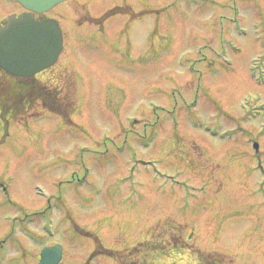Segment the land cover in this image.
Wrapping results in <instances>:
<instances>
[{
    "label": "rangeland",
    "instance_id": "obj_1",
    "mask_svg": "<svg viewBox=\"0 0 264 264\" xmlns=\"http://www.w3.org/2000/svg\"><path fill=\"white\" fill-rule=\"evenodd\" d=\"M95 1L48 12L69 47L38 76L69 117L0 112V264L55 243L60 264H264V0Z\"/></svg>",
    "mask_w": 264,
    "mask_h": 264
},
{
    "label": "water",
    "instance_id": "obj_2",
    "mask_svg": "<svg viewBox=\"0 0 264 264\" xmlns=\"http://www.w3.org/2000/svg\"><path fill=\"white\" fill-rule=\"evenodd\" d=\"M26 7L43 12L63 0H19ZM63 48V34L53 19L36 20L30 13L11 15L0 26V66L20 76H33L53 65ZM61 244L46 246L40 264H59Z\"/></svg>",
    "mask_w": 264,
    "mask_h": 264
},
{
    "label": "trees",
    "instance_id": "obj_3",
    "mask_svg": "<svg viewBox=\"0 0 264 264\" xmlns=\"http://www.w3.org/2000/svg\"><path fill=\"white\" fill-rule=\"evenodd\" d=\"M38 100L44 102L50 110L69 117L65 108H62L56 91L49 89L36 78L15 76L0 67V111L6 125L12 119L31 110L28 107ZM28 117L26 115L24 119Z\"/></svg>",
    "mask_w": 264,
    "mask_h": 264
},
{
    "label": "flooded vegetation",
    "instance_id": "obj_4",
    "mask_svg": "<svg viewBox=\"0 0 264 264\" xmlns=\"http://www.w3.org/2000/svg\"><path fill=\"white\" fill-rule=\"evenodd\" d=\"M98 1H101V0H96L95 2H98ZM14 4L16 5V12H12V13H17V14H20V13H22L25 9L23 8V7H21V5H19L18 3H15L14 2ZM119 6V5H118ZM143 13V12H142ZM62 14V13H61ZM128 15H130V14H128ZM144 15V13L142 14V16ZM36 17L38 18V19H43V18H45V17H51L50 15H49V13H47V14H38V13H36ZM123 19H124V17L122 18V21H123ZM132 19H134V18H132ZM3 20L4 19H2L1 21H0V24L1 23H3ZM121 21V22H122ZM106 23V22H105ZM102 24V23H101ZM131 25V24H130ZM130 25H128V27L130 26ZM73 26H75L74 25V23H73ZM132 26V25H131ZM76 28V27H75ZM129 29V28H128ZM123 33H125L124 31H123ZM64 38L66 39V36H64ZM98 41H99V39L98 40H96L95 39V42L97 43V44H94V45H97L98 46ZM101 42H104L103 40H101ZM129 43V45L130 46H126L127 48H129V47H131L130 49H132L133 48V45L131 44V41H129L128 42ZM69 47V43L66 45V40H65V49H67ZM120 62V61H119ZM247 156H249L247 159H248V161H250V163L252 164L253 163V161L254 160H258L259 161V166H258V169H263V166H262V163H261V160H262V152L260 151V149L259 148H257V149H254V151H250L249 153H248V155ZM204 156H199L198 158H197V162L195 161V159L194 158H192V160H194V164H195V174L196 175H204V174H206L205 176H207V182L205 181V180H203V179H201V178H203V177H200V179L201 180H199L200 182L198 183V186H199V189L201 190V189H204L206 186H208V185H211L212 184V186H213V181H219V178L218 177H215V176H213V173L212 172H207V167L206 166H202L203 165V163H202V161L204 162V158H203ZM241 159H245V158H241ZM201 160V161H200ZM247 161H245L244 163H246ZM193 164V165H194ZM199 165V166H198ZM253 167H255V164L253 165ZM242 173H238L237 174V176H239V177H241L240 175H241ZM242 176H245V174H242ZM216 178V179H215ZM243 178H246V177H243ZM204 182V183H203ZM203 183V184H202ZM217 188V187H216ZM218 191L219 190H221L220 188H218L217 189ZM180 233H181V231H180ZM181 236H182V234H181ZM180 236V237H181Z\"/></svg>",
    "mask_w": 264,
    "mask_h": 264
}]
</instances>
